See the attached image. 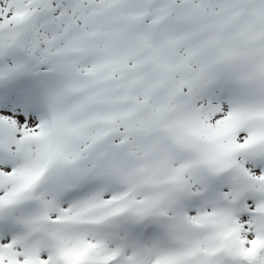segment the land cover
Returning <instances> with one entry per match:
<instances>
[{"label": "snow or ice", "instance_id": "6c2138e0", "mask_svg": "<svg viewBox=\"0 0 264 264\" xmlns=\"http://www.w3.org/2000/svg\"><path fill=\"white\" fill-rule=\"evenodd\" d=\"M0 264H264V0H0Z\"/></svg>", "mask_w": 264, "mask_h": 264}]
</instances>
